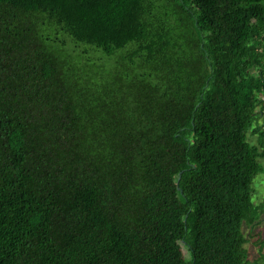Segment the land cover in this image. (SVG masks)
Segmentation results:
<instances>
[{
	"label": "trees",
	"instance_id": "1",
	"mask_svg": "<svg viewBox=\"0 0 264 264\" xmlns=\"http://www.w3.org/2000/svg\"><path fill=\"white\" fill-rule=\"evenodd\" d=\"M260 159L264 0H0V264H258Z\"/></svg>",
	"mask_w": 264,
	"mask_h": 264
},
{
	"label": "rangeland",
	"instance_id": "2",
	"mask_svg": "<svg viewBox=\"0 0 264 264\" xmlns=\"http://www.w3.org/2000/svg\"><path fill=\"white\" fill-rule=\"evenodd\" d=\"M61 38L65 40V42L67 43L68 49L73 50L74 54L87 50V54H85V56L92 57L93 61H95L96 63H101L103 61V59H101L103 56L100 53L92 52L89 47H85L82 45H75L65 36L61 35ZM248 134L250 135V132H248ZM249 138L251 142H256V136L252 135ZM259 161L264 166V159H260ZM252 186H253V194H252L253 203L256 205L258 204L264 205V171L258 173L255 176ZM244 235L246 237V242L244 244V247L247 251L249 260L251 262L257 260L258 264H264V258H263L264 256V209H263V213L261 214L260 220L258 223L254 224L251 228H248L246 226L244 227ZM182 251L185 255H188L189 253L188 248L186 246L182 247Z\"/></svg>",
	"mask_w": 264,
	"mask_h": 264
}]
</instances>
